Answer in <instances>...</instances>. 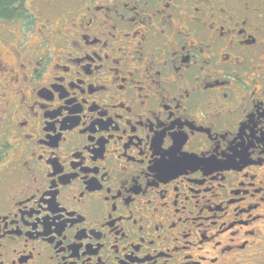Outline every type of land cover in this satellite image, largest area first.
<instances>
[{
	"label": "flooded vegetation",
	"instance_id": "af4514ba",
	"mask_svg": "<svg viewBox=\"0 0 264 264\" xmlns=\"http://www.w3.org/2000/svg\"><path fill=\"white\" fill-rule=\"evenodd\" d=\"M264 0L0 6V264H264Z\"/></svg>",
	"mask_w": 264,
	"mask_h": 264
},
{
	"label": "trees",
	"instance_id": "16d2710c",
	"mask_svg": "<svg viewBox=\"0 0 264 264\" xmlns=\"http://www.w3.org/2000/svg\"><path fill=\"white\" fill-rule=\"evenodd\" d=\"M13 0H0V6L3 9H6L8 7V5L10 4V2H12Z\"/></svg>",
	"mask_w": 264,
	"mask_h": 264
},
{
	"label": "rangeland",
	"instance_id": "374dc122",
	"mask_svg": "<svg viewBox=\"0 0 264 264\" xmlns=\"http://www.w3.org/2000/svg\"><path fill=\"white\" fill-rule=\"evenodd\" d=\"M256 261L264 262V256H261L260 258H257ZM255 264H258L257 262Z\"/></svg>",
	"mask_w": 264,
	"mask_h": 264
}]
</instances>
